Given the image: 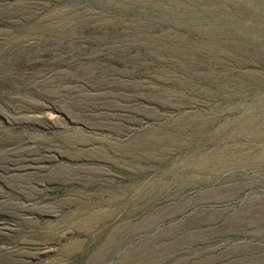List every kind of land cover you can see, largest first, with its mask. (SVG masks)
Wrapping results in <instances>:
<instances>
[{"label": "rangeland", "instance_id": "rangeland-1", "mask_svg": "<svg viewBox=\"0 0 264 264\" xmlns=\"http://www.w3.org/2000/svg\"><path fill=\"white\" fill-rule=\"evenodd\" d=\"M0 264H264V0H0Z\"/></svg>", "mask_w": 264, "mask_h": 264}]
</instances>
